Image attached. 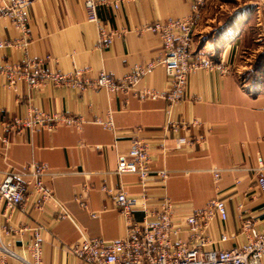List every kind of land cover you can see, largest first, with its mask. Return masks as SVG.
Returning a JSON list of instances; mask_svg holds the SVG:
<instances>
[{"label":"crops","instance_id":"0c3cea01","mask_svg":"<svg viewBox=\"0 0 264 264\" xmlns=\"http://www.w3.org/2000/svg\"><path fill=\"white\" fill-rule=\"evenodd\" d=\"M84 2L0 0V9H15L19 4L27 33L23 36L11 12L0 14V42L10 44L0 49V69L34 60L48 73L66 75L78 70L89 80L100 71L124 76L133 64L162 55L157 37L141 34L138 28L163 25L169 18L190 12L188 0H133L118 10L97 7L99 27L88 22ZM205 13L204 9L193 36L191 61L205 56L230 72L192 71L181 102L173 108L161 98L147 99L139 93L143 88L169 89L161 68L154 69L127 94H111L101 88L83 92L51 85L29 88L24 82L12 89L0 73V178L6 171L30 163L46 165L48 176L43 180L53 196L41 210L35 207V194L28 196L22 211H5L0 204V245L30 260L28 246L33 231L42 226L38 232L43 264H84L70 254L71 244L84 238L112 241L125 232L122 216L113 199L100 192L102 186L121 188L132 198L145 193L154 205L166 196L182 221L210 201L222 200L227 218L209 224L206 234L212 245L207 249L229 250L245 242L239 235L238 215L264 228V198L252 171L259 160L264 161V83H242L234 41H241L245 33L234 32L229 26L207 40L212 21ZM34 110L49 117H83L84 123L80 132L69 126L51 132L43 128L16 132L14 121L29 119ZM109 117L114 132L96 123ZM168 120L179 125L197 121L199 125L173 133L165 131ZM135 132L147 144L152 170L169 172L164 183L152 180L143 187L136 175H116L118 160L127 155ZM180 137L189 144L176 150ZM212 169L220 171L217 182ZM91 212L97 216L92 217ZM62 214L69 218L59 219ZM140 218L137 211L135 219ZM4 228L10 232L4 233ZM222 233L228 237L224 243L218 241Z\"/></svg>","mask_w":264,"mask_h":264},{"label":"built area","instance_id":"2783aa9c","mask_svg":"<svg viewBox=\"0 0 264 264\" xmlns=\"http://www.w3.org/2000/svg\"><path fill=\"white\" fill-rule=\"evenodd\" d=\"M210 0H188L189 14L180 18H169L166 23H155L151 26L138 28L139 33L154 34L161 45L162 55L156 60L145 63H135L124 76L114 77L106 71H100L94 79L84 77V72L74 71L72 74L60 72L48 73L40 61L26 60L14 65H6L0 73L6 78L9 88L14 89L18 83L24 82L29 88H39L51 85L56 88H70L83 92L87 88H101L111 94H127L134 87L152 73L154 69L161 68L169 81V89L163 91L154 88H143L140 95L147 99L161 98L167 101L169 108L179 104L184 96L188 75L198 69L217 70L219 74H228L230 69L219 63H213L205 56H199L196 62L191 61L193 53V36L201 20L204 7ZM133 0H85L84 9L87 20L91 23L97 21L96 10L99 6H110L118 10L121 5H127ZM11 12L16 17V24L26 36V19L21 8H1L0 14ZM115 36V35H114ZM9 43L0 42V49ZM16 46H18L16 44ZM14 46V47H16ZM26 47V44H23ZM242 83L246 80L241 77ZM27 120L14 121L16 132L21 128H43L47 131L55 130L60 126L71 127L81 131L84 123L83 117L74 115L54 114L51 117L37 111H31ZM97 124L114 132L111 118L97 120ZM197 121L185 122L181 125L168 120L165 131L177 133L188 127H198ZM176 150L189 144L184 137L176 140ZM130 148L125 157H120L116 175H136L140 184L145 187L152 180L164 183L169 176L165 170H152L153 160L150 157L147 144L135 132L129 142ZM256 175L257 188L264 198V161L259 160L252 170ZM214 180L220 178V171L211 170ZM48 176L46 165L30 163L19 169L6 171L0 178V204L5 211H22L30 194L37 197L36 209L41 210L46 201L52 200L51 191L46 187L45 180ZM100 192L113 199L116 209L120 212L125 232L123 236L112 241H103L99 238H84L80 242L71 244L69 252L84 264H263L264 258V228L259 229L257 223L249 218L238 215L240 224L239 235L245 242L233 249L213 250L207 249L212 245L206 231L214 219L224 222L227 218L223 201L212 200L202 210H194L183 221L176 216V211L170 199L162 196L157 205L151 204L152 200L147 194L132 198L126 195L121 188L117 190L102 186ZM86 208L84 203H80ZM139 211L141 218L135 219ZM96 217L95 212H91ZM69 218L62 214L59 219ZM38 226L33 231V240L28 253L30 260L21 258L8 247L0 245V264H43L41 237ZM4 233L10 229L4 228ZM228 239L222 233L219 242Z\"/></svg>","mask_w":264,"mask_h":264},{"label":"rangeland","instance_id":"374dc122","mask_svg":"<svg viewBox=\"0 0 264 264\" xmlns=\"http://www.w3.org/2000/svg\"><path fill=\"white\" fill-rule=\"evenodd\" d=\"M204 9L206 19L212 21V30L205 35L207 40L216 37L219 32L223 33L229 26L233 27L234 32L245 33L241 41H234L237 45L236 67L241 70L242 76L246 72L252 74L251 71L257 68V56L264 52V0H210ZM215 28L218 32L212 34ZM246 75L248 77V74ZM254 76L264 82V72ZM248 83L250 84L251 80Z\"/></svg>","mask_w":264,"mask_h":264},{"label":"trees","instance_id":"16d2710c","mask_svg":"<svg viewBox=\"0 0 264 264\" xmlns=\"http://www.w3.org/2000/svg\"><path fill=\"white\" fill-rule=\"evenodd\" d=\"M255 66H257V68L251 71L252 74H251L250 72H246V73L243 74V77H244V79L246 80V84L251 85V86H254V85L256 86L257 83H259V81H260V80H259L256 76H254V75H256V74H258V73H263V72H264V52H263V53H260V54L257 56V61H256ZM246 74H248V77H246V76H247ZM252 75H253V77L251 78ZM250 78H251V79H250ZM249 80H251V83H250V84L248 83ZM262 82H263V81H261V83H262ZM263 83H264V82H263Z\"/></svg>","mask_w":264,"mask_h":264}]
</instances>
